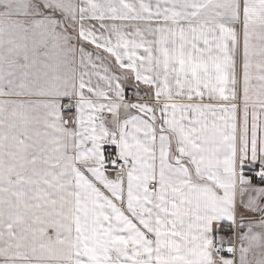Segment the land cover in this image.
<instances>
[{"label": "snow or ice", "instance_id": "obj_1", "mask_svg": "<svg viewBox=\"0 0 264 264\" xmlns=\"http://www.w3.org/2000/svg\"><path fill=\"white\" fill-rule=\"evenodd\" d=\"M0 264H264V0H0Z\"/></svg>", "mask_w": 264, "mask_h": 264}]
</instances>
